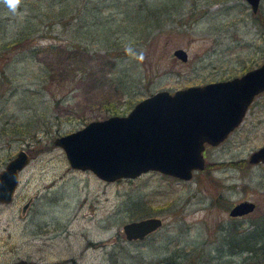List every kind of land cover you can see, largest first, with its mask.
<instances>
[{
	"label": "rangeland",
	"instance_id": "rangeland-1",
	"mask_svg": "<svg viewBox=\"0 0 264 264\" xmlns=\"http://www.w3.org/2000/svg\"><path fill=\"white\" fill-rule=\"evenodd\" d=\"M48 1L56 10L64 0H21L15 12L0 0V126L14 119L26 126L0 133V169L20 147L30 153L13 199L0 203V264L18 257L32 264H264L230 241L232 231L241 235L264 220V161H247L264 142V92L227 137L206 144L205 166L187 179L150 169L105 180L71 166L53 141L114 109L127 112L158 88L225 78L260 63L264 0L255 11L247 0H79L93 5L86 17L82 7L52 16ZM22 29L32 30L11 41ZM177 46L186 59L173 53ZM120 69L133 74L124 76V89ZM35 193L50 200L23 211ZM243 198L253 199L254 209L230 216V204ZM148 214L162 224L127 238L123 223Z\"/></svg>",
	"mask_w": 264,
	"mask_h": 264
},
{
	"label": "water",
	"instance_id": "water-1",
	"mask_svg": "<svg viewBox=\"0 0 264 264\" xmlns=\"http://www.w3.org/2000/svg\"><path fill=\"white\" fill-rule=\"evenodd\" d=\"M253 11L261 0H247ZM187 58L182 46L173 49ZM264 90V59L239 74L190 83L173 90L158 88L139 98L125 113L93 118L57 134L71 166L90 169L105 180L134 177L150 169L187 179L205 166L206 143L221 141L243 118L258 92ZM30 160L20 147L0 169V201L12 199L19 170ZM248 162L264 161V142L250 151ZM256 202L243 198L232 203L229 214L254 209ZM158 214L126 220L122 227L129 239L141 238L162 224ZM12 264H32L18 257ZM45 264H52L47 262Z\"/></svg>",
	"mask_w": 264,
	"mask_h": 264
},
{
	"label": "trees",
	"instance_id": "trees-1",
	"mask_svg": "<svg viewBox=\"0 0 264 264\" xmlns=\"http://www.w3.org/2000/svg\"><path fill=\"white\" fill-rule=\"evenodd\" d=\"M41 1H43V0H41ZM78 1L79 0H64L62 2V4H60L61 5L60 8H57L56 10H54L53 7L50 6L52 2L48 1L47 2L48 9H47V7L46 8H42V9H47L48 10L47 13H51L52 16L60 17L64 13V11L66 9H70V8H72V9L73 8H78L79 9V8L82 7L83 8L82 13H81L82 17H86V16H89V15H92V12H91V10H89V7H92L93 5L91 6V5H87V3L85 4V2L89 1V0H84L85 2H83V4H81V5L78 4ZM261 18H263L262 20H264V15H262ZM35 23H36L35 21L34 22L33 21L30 22L29 20H25L23 25L29 27L31 24H33L32 27L35 28V26H34ZM23 29H26V28H23ZM23 29L20 32L17 31V33L15 34L16 36L13 37L11 39V41H18L19 39H21L19 37V35H21V34L27 35L29 33V31L32 30V29H29V30H23ZM109 38H110V36H108L104 40L105 41L104 42L105 45H107L106 46L107 49L111 45V43H109ZM250 66H252V65H249L248 67H250ZM248 67H245V69H247ZM123 68L124 67H121L122 71H123ZM121 69L119 70V75H118L117 79L118 80L122 79L124 81L121 84L122 88L124 89L125 85H127V83H128L126 81V77H128L130 74H131L130 76L132 77L133 74L129 71V69H128L127 72H122ZM124 69H125V71L127 70V68H124ZM133 69L134 68H132V71H133ZM124 76H126V77H124ZM113 113H118V112H116L115 109H114ZM23 123H24L23 121H17L15 119L14 120H10V121H5L0 126V133L3 134V135H7V134H10V133L22 132V131H24V129H26L25 128L26 126ZM231 162H234V161H231ZM230 241H231V243L233 245H237L238 247H240L241 250H246L247 251L245 257H249L252 260L255 259V258L256 259L262 258V262L264 263V220L255 221L253 223L252 227L248 228L245 231H242L241 235H238L235 230L232 231L231 232ZM71 259H72L73 264H78L75 261V259H73V258H71ZM168 263L176 264L175 260H171V259L168 260Z\"/></svg>",
	"mask_w": 264,
	"mask_h": 264
},
{
	"label": "flooded vegetation",
	"instance_id": "flooded-vegetation-1",
	"mask_svg": "<svg viewBox=\"0 0 264 264\" xmlns=\"http://www.w3.org/2000/svg\"><path fill=\"white\" fill-rule=\"evenodd\" d=\"M258 7H260V6H258ZM263 59H264V58H263ZM261 61H263V60H261ZM258 64H259V63H258ZM255 65H257V64H255ZM252 66H254V65H252ZM252 66H250V67H252ZM248 68H249V67H248ZM245 70H246V69H245ZM243 71H244V70H243ZM243 71H242V72H243ZM240 73H241V72H240ZM261 92H264V90H261V91L258 92L257 94H259V93H261ZM257 94H255V95H257ZM254 97H255V96H254ZM254 97H253V98H254ZM252 100H253V99H252ZM252 100H251V101H252ZM249 104H250V103H249ZM248 106H249V105H248ZM247 108H248V107H247ZM246 110H247V109H246ZM245 112H246V111H245ZM243 116H244V115H243ZM242 119H243V118H242ZM240 122H241V121H240ZM240 122H239V123H240ZM239 123H238V124H239ZM238 124H237V125H238ZM237 125H236V126H237ZM236 126H235V127H236ZM235 127H234V128H235ZM234 128H233V129H234ZM233 129H231V130L228 132V134H229ZM228 134H227V135H228ZM227 135H226L225 137H227ZM225 137H224V138H225ZM224 138H223V139H224ZM223 139H222V140H223ZM222 140H221V141H222ZM221 141H219V142H221ZM219 142H217V143H219ZM217 143H215V144H217ZM206 144H210V143H206ZM205 146H206V145H205ZM204 150H205V147H204ZM204 150H203V153H204ZM204 156H205V154H204ZM247 161H248V160H247ZM258 162H262V160H261V161H258ZM258 162H256V163H258ZM205 163H206V161H205ZM201 169H202V168H201ZM18 181H19V179H18ZM17 184H18V183H17ZM16 187H17V185L15 186V189H16ZM15 189H14V191H13L12 199H13V196H14ZM42 197H44V200H46V199H47L48 201L50 200V196H48V195H47V198H46V195H45V194L42 195V194H39V193H35L33 196H29L28 199H26V200L23 202V204H22V210H23V211H26V209H27L29 206H31V205L34 204V203H38L39 201H41V198H42ZM12 199H11V200H12ZM11 200H10V201H11ZM10 201H8V202H10ZM0 203H7V202L0 201ZM233 203H234V202H233ZM40 204H41V203H40ZM230 205H231V204H230ZM229 207H230V206H229ZM35 211H37V213H39V212H41V209L38 208V206H37V207L35 208ZM243 214H244V213H243ZM239 215H242V214H239ZM230 216H238V215H231V214H230ZM30 261H31V260H30ZM47 262H49V261H47ZM47 262H45V263H47ZM31 263H32V261H31ZM45 263H44V264H45ZM52 264H55V263L52 262Z\"/></svg>",
	"mask_w": 264,
	"mask_h": 264
},
{
	"label": "clouds",
	"instance_id": "clouds-1",
	"mask_svg": "<svg viewBox=\"0 0 264 264\" xmlns=\"http://www.w3.org/2000/svg\"><path fill=\"white\" fill-rule=\"evenodd\" d=\"M21 0H4V3L8 6V8L15 12ZM142 59V57H141Z\"/></svg>",
	"mask_w": 264,
	"mask_h": 264
}]
</instances>
